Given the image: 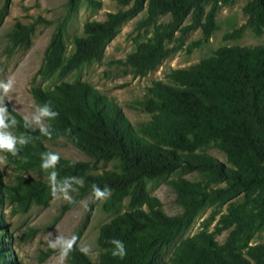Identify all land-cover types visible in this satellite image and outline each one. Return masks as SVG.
<instances>
[{
  "label": "trees",
  "instance_id": "16d2710c",
  "mask_svg": "<svg viewBox=\"0 0 264 264\" xmlns=\"http://www.w3.org/2000/svg\"><path fill=\"white\" fill-rule=\"evenodd\" d=\"M83 1L91 7L100 4L96 0H67V4L77 7ZM116 1L132 5L107 13L104 21L86 22L84 35L73 37L68 57L65 32L58 26L39 72L64 75L99 59L119 27L146 6L142 24L153 26L152 36L136 41L134 49L120 60L134 75L144 76L173 51L168 43L177 39L180 47L184 36L197 29L202 39L192 46L207 41L218 28L219 9L230 3ZM242 11L246 22L225 39L239 38L247 27L257 36L264 35V0H247ZM165 14L170 15V21L156 23ZM187 18L189 22L184 24ZM168 77L174 85L155 81L148 88L141 105L151 119L140 132L119 106L106 101L87 83H61L42 99L58 113L50 125L51 137L67 138L94 161L117 160L112 169L90 174L88 161L60 158L58 179L82 178V195L91 193L93 184L108 186L111 196L102 208L114 214L98 231L99 260L92 262L74 250L70 264H264V242L251 244L254 236L264 232V45L222 46L194 65L172 70ZM209 146L222 152L228 164L198 151ZM181 170L194 171L198 179L167 181L181 208L179 214L168 215L161 201L149 196L146 181ZM30 186L41 194L42 203L47 202L51 196L47 184L32 182ZM42 193H48L47 198ZM126 198L127 209L120 212ZM223 205L225 212L221 213ZM208 207L213 208L209 221L219 215L215 232L228 231L224 242L216 240L215 232L201 230L181 240L172 258L161 262L164 248ZM112 238L124 242V259L111 255L113 246L107 241Z\"/></svg>",
  "mask_w": 264,
  "mask_h": 264
},
{
  "label": "rangeland",
  "instance_id": "374dc122",
  "mask_svg": "<svg viewBox=\"0 0 264 264\" xmlns=\"http://www.w3.org/2000/svg\"><path fill=\"white\" fill-rule=\"evenodd\" d=\"M96 1L100 3L96 7H91L84 1L77 7H69L67 0H0V81L7 82L10 78L13 81V89L5 97V105L10 117H15L18 121L10 131L17 136L26 133L32 137L31 142L16 156L0 152V157L6 160L5 164H0V264H58V254L48 247L50 234L76 235L78 247L89 245L92 252L85 256L90 261L97 262L102 251L97 245L99 228L114 216L113 213L103 210L102 204L105 200L93 203L91 193L82 195L79 185H73L77 189L71 193L76 201L74 204L54 199L52 196L42 203L41 194L30 186L32 182L45 183L49 189L47 173L41 170V159L38 156L44 152L59 153L60 158L88 161L90 174H100L112 169L117 163L116 159L94 161L63 136L49 139L42 136L38 129L24 128L23 117L29 115L30 120L35 112L34 106L43 105L42 99L57 85L74 82L89 84L93 91L106 101L119 106L133 128L140 132L141 127L151 119V114L143 110L141 102L155 81L174 85L168 77L172 70L194 65L212 56L213 52L222 46L264 45V35H255L249 27L242 31L239 38L225 39L226 34L246 22L242 7L247 0H230L228 5L219 9L216 15L218 28L207 41H202L199 46H192L193 42L202 39L199 29L184 36L180 47V41L175 38L176 40L167 44L173 51L156 69L144 76H136L131 68L120 60L125 59L134 49L136 41H145L152 36L153 26L142 24L147 16L145 6L119 27L115 36L106 43L99 59L64 75L57 71L50 74L40 73L46 47L58 26H62L65 32V57H68L73 50V37L84 35L83 26L86 22L104 21L107 13L126 10L132 5V2L123 5L116 0ZM169 21L170 15L165 14L160 16L156 23ZM188 22L187 18L184 24ZM178 35L176 32L175 36ZM44 123L50 126L53 120H46ZM198 151L208 153L228 164L225 155L213 146ZM177 177L198 179L194 171L181 170L164 178L146 181L149 196L158 198L162 209L168 215L181 212L176 203L175 192L167 184L169 179ZM47 195L48 193H42L43 198H47ZM80 201H88V207H83ZM127 201L128 198L123 201L120 212L127 209ZM212 209L208 207L199 213L188 227L164 248L161 262L172 258L181 240L201 230L215 232L219 215L209 221ZM220 211L225 212V205ZM227 233V230L215 232L216 240L219 243L224 242ZM262 242L264 232L254 236L251 244ZM70 257L66 264H70Z\"/></svg>",
  "mask_w": 264,
  "mask_h": 264
},
{
  "label": "clouds",
  "instance_id": "9594fccd",
  "mask_svg": "<svg viewBox=\"0 0 264 264\" xmlns=\"http://www.w3.org/2000/svg\"><path fill=\"white\" fill-rule=\"evenodd\" d=\"M13 89V81L10 78L7 82L0 81V152H6L12 156L19 154L20 150L27 146L32 137L26 133H22L19 136L14 135L10 129L14 128L18 121L15 117H10L8 108L5 105V97ZM35 112L32 113L31 119L29 120V115L23 117L24 128L30 130L38 129L42 136L51 139L52 131L49 125H46L44 121L54 120L58 113L54 111L50 104L45 103L43 105H36ZM41 164L40 168L43 172L47 173L48 185L50 189V195L54 199H62L68 203H76L73 199L71 193L77 189L73 185L83 186V179L76 176L65 177L64 179H58L59 173L56 170L60 162L59 153L55 152H44L41 154ZM6 160L4 157H0V164H5ZM111 196V189L108 186L103 188L96 184L91 186V201L94 203L96 201L106 200ZM80 204L87 208L88 201H80ZM50 239L48 240V247L56 252L58 264H66V261L70 254L77 250L78 247V237L76 235L65 236L63 234H58L53 236L50 234ZM112 245L111 255L120 259H124L127 256V251L124 242L112 238L107 241ZM78 250L83 255H89L92 249L89 245H80Z\"/></svg>",
  "mask_w": 264,
  "mask_h": 264
}]
</instances>
